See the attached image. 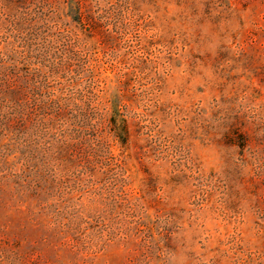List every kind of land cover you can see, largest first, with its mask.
Instances as JSON below:
<instances>
[{"label":"rangeland","instance_id":"374dc122","mask_svg":"<svg viewBox=\"0 0 264 264\" xmlns=\"http://www.w3.org/2000/svg\"><path fill=\"white\" fill-rule=\"evenodd\" d=\"M0 264H264V0H0Z\"/></svg>","mask_w":264,"mask_h":264},{"label":"trees","instance_id":"16d2710c","mask_svg":"<svg viewBox=\"0 0 264 264\" xmlns=\"http://www.w3.org/2000/svg\"><path fill=\"white\" fill-rule=\"evenodd\" d=\"M120 128L121 130H119V132H122L124 136H127L126 124H123Z\"/></svg>","mask_w":264,"mask_h":264}]
</instances>
